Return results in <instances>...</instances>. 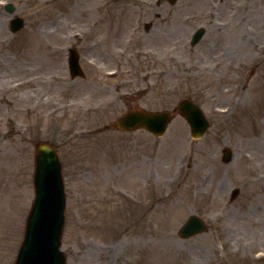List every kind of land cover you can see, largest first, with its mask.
I'll use <instances>...</instances> for the list:
<instances>
[{"label":"rangeland","instance_id":"rangeland-1","mask_svg":"<svg viewBox=\"0 0 264 264\" xmlns=\"http://www.w3.org/2000/svg\"><path fill=\"white\" fill-rule=\"evenodd\" d=\"M89 43L117 76L82 62ZM183 98L210 121L200 139L178 114L160 138L104 129ZM37 142L59 155L65 264H264V0H0V264L22 237ZM192 214L206 229L181 237Z\"/></svg>","mask_w":264,"mask_h":264},{"label":"water","instance_id":"water-1","mask_svg":"<svg viewBox=\"0 0 264 264\" xmlns=\"http://www.w3.org/2000/svg\"><path fill=\"white\" fill-rule=\"evenodd\" d=\"M171 4L175 0H168ZM7 12L12 13L11 5L5 6ZM23 27L20 17L14 16L10 21L11 32L19 31ZM201 29L194 35L193 42L202 36ZM71 67L75 63L70 60ZM77 70V69H76ZM75 69H73V72ZM81 74V73H80ZM74 76V74H72ZM177 110L190 125L193 137H200L208 128L202 112L189 100L179 103ZM170 120L168 112L151 113L143 110H133L124 114L114 124L115 129L126 132L137 128L155 134L162 135ZM34 150L33 189L34 201L26 220L24 239L21 253L15 264H65L63 252L58 251L63 222V185L59 175V161L55 150L47 144L36 143ZM230 157L226 150L224 160ZM238 192L234 190L233 196ZM206 229L204 224L196 216H190L180 230L182 237L193 233L202 232Z\"/></svg>","mask_w":264,"mask_h":264},{"label":"flooded vegetation","instance_id":"flooded-vegetation-1","mask_svg":"<svg viewBox=\"0 0 264 264\" xmlns=\"http://www.w3.org/2000/svg\"><path fill=\"white\" fill-rule=\"evenodd\" d=\"M150 27H151V26H149V25H148V26H145V29L148 30ZM134 30H135V29H132L133 32H134ZM116 42H120V39L117 38ZM164 48H165V47L159 49V51H157V52H152L153 57L164 58V52L161 53V52L164 50ZM117 49L121 50L120 47H117ZM92 50H94V49H92ZM167 51H170V49H167ZM102 52H103V51L99 52V54H101ZM97 56H98V55H97ZM92 57H93V58H96L93 54H92ZM104 57L107 58L108 55L104 53ZM166 57L168 58L167 60H169L170 54H169V53L165 54V58H166ZM100 58H101V59H100ZM105 58H102V57L98 56V59H100L101 63H102L104 66H109V65L106 63V60H107V59L104 60V61H102V59H105ZM167 60H166V61H167ZM108 62H112L111 57H110V60H108ZM168 66H169V65H168ZM168 66H166V69H163V68L161 69V74H162V75H166V74H167V72L169 71V67H168Z\"/></svg>","mask_w":264,"mask_h":264}]
</instances>
